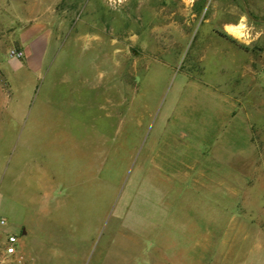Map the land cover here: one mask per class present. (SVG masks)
<instances>
[{"label": "rangeland", "instance_id": "obj_1", "mask_svg": "<svg viewBox=\"0 0 264 264\" xmlns=\"http://www.w3.org/2000/svg\"><path fill=\"white\" fill-rule=\"evenodd\" d=\"M1 219L0 264H264V0H0Z\"/></svg>", "mask_w": 264, "mask_h": 264}, {"label": "built area", "instance_id": "obj_2", "mask_svg": "<svg viewBox=\"0 0 264 264\" xmlns=\"http://www.w3.org/2000/svg\"><path fill=\"white\" fill-rule=\"evenodd\" d=\"M17 56H20V53H16ZM1 224H5V220L1 219L0 220ZM19 246V238L17 235L10 234L7 237L6 240V245L4 247V253L6 256H13L17 253V248Z\"/></svg>", "mask_w": 264, "mask_h": 264}]
</instances>
